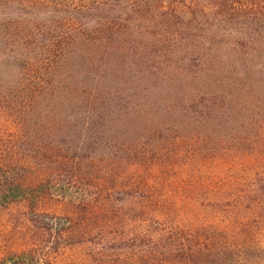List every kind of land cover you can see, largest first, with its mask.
Returning <instances> with one entry per match:
<instances>
[{
	"label": "rangeland",
	"instance_id": "obj_1",
	"mask_svg": "<svg viewBox=\"0 0 264 264\" xmlns=\"http://www.w3.org/2000/svg\"><path fill=\"white\" fill-rule=\"evenodd\" d=\"M67 1L0 0V264H137L212 220L264 264V0H160L116 68Z\"/></svg>",
	"mask_w": 264,
	"mask_h": 264
},
{
	"label": "trees",
	"instance_id": "obj_2",
	"mask_svg": "<svg viewBox=\"0 0 264 264\" xmlns=\"http://www.w3.org/2000/svg\"><path fill=\"white\" fill-rule=\"evenodd\" d=\"M65 3L71 12L75 13L74 21H82L83 17L89 35L98 34L96 37L87 36L85 38L77 32V39L71 42L76 45L74 55L85 57L84 63H86L88 57L93 58L99 54L103 56L116 54L113 59L112 57L110 59L113 68L121 63H128L127 58L130 56L138 61L144 59L147 52L142 50L149 48L150 43L157 44L151 37L148 39L151 42H142L146 45L140 42L139 37L144 32L139 31L140 34L135 29L139 27L137 24V20L140 19L139 13L144 15L152 11L163 19L164 23L173 20L175 14L174 8L171 10L165 8L163 4H160V0H68ZM85 25L83 24L82 27ZM149 26L150 24L147 28H151ZM126 33L131 34L129 41L124 36ZM108 40L110 44L105 45ZM71 43L67 45L65 41L60 40L56 45L65 52L66 47H69ZM125 43H128L129 47L126 48ZM110 45L115 51L110 48ZM141 46L144 47L142 50ZM107 66L111 67L110 64ZM187 227L189 234L179 237L174 242L169 238L168 244L162 247L155 242L151 248H135L132 256L136 257L137 264H246V256L243 253L246 247L238 240V234L233 232L229 236L226 230L213 220L198 222L191 226L188 222ZM172 228L174 230L184 229L182 224H177ZM157 233L161 237L165 232L157 231ZM248 238L244 242L249 247L262 246L264 248V239L260 236L251 235ZM152 258H156L157 262H152ZM251 262L250 264H256Z\"/></svg>",
	"mask_w": 264,
	"mask_h": 264
}]
</instances>
